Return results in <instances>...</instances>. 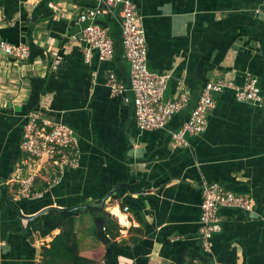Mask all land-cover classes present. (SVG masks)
<instances>
[{"label":"crops","instance_id":"1","mask_svg":"<svg viewBox=\"0 0 264 264\" xmlns=\"http://www.w3.org/2000/svg\"><path fill=\"white\" fill-rule=\"evenodd\" d=\"M130 1L141 17L148 69L169 77L165 97L189 96L164 130L140 131L132 105L110 95L111 74L126 85L129 79L116 11L101 20L113 40L112 59L91 51L86 61L84 44L72 37L78 16L96 0H0V40L30 51L24 62L0 55V185L27 218L0 190V264H40L42 247L60 232V211L44 210L98 206L114 188L103 209L120 228L111 251L96 239L97 215L70 213L80 253L99 264H206L212 257L264 264V104L224 92L202 134L187 146L170 138L208 82L227 78L241 86L250 74L264 97V0ZM33 111L73 129L80 159L45 191L36 178L33 191L42 197L28 199L18 197L11 180ZM210 183L249 195L253 211L221 209V231L205 255L198 227L202 186Z\"/></svg>","mask_w":264,"mask_h":264},{"label":"built area","instance_id":"2","mask_svg":"<svg viewBox=\"0 0 264 264\" xmlns=\"http://www.w3.org/2000/svg\"><path fill=\"white\" fill-rule=\"evenodd\" d=\"M96 1L95 7L78 16L80 30L72 40L84 44L86 61L91 51H96L102 60L110 61L114 53L113 40L108 29L97 22L103 20L110 11H116L120 22L121 45L129 64V79L126 85L111 74L106 82L110 95L121 96L125 103L132 105L135 123L140 131L164 130L172 118L187 107L189 96L182 92L173 98H166L168 75L148 69L145 33L135 5L130 0ZM0 55L24 62L28 60L30 51L26 44L0 40ZM224 92H232L237 102L256 106L264 104L258 79L250 74L244 76L241 86L227 78L208 82L203 86L187 119L176 131L170 132L171 141L175 145L187 146L189 138L202 134L207 126L208 111L214 108L216 97ZM20 151L21 158L11 180L18 185L17 194L20 198L42 197V191H33L36 178H42L47 186L45 191L57 185L65 171L74 170L79 165V143L73 129L36 111L26 115ZM24 173L28 175L24 176ZM201 193L198 239L202 252L210 255L212 239L221 231L220 210L228 208L249 214L253 211V201L249 195L232 192L218 183L203 185ZM206 264L220 263L212 257Z\"/></svg>","mask_w":264,"mask_h":264},{"label":"trees","instance_id":"3","mask_svg":"<svg viewBox=\"0 0 264 264\" xmlns=\"http://www.w3.org/2000/svg\"><path fill=\"white\" fill-rule=\"evenodd\" d=\"M38 184L40 185V190H43L44 188L47 187L45 183L38 181ZM116 212L117 211L115 210V214ZM56 214H57L56 217L58 222V229L60 230V232L53 237L52 241L49 242L48 246L42 247V255H41L42 260L40 264H99V262L96 259L82 255L80 253L76 238V233L74 229L75 226L74 216L70 213L59 212ZM90 214L94 216L97 215V217L99 218L102 217L109 220L110 226L105 228V233L106 235H108V237L112 242L110 244V247L107 248V251H111V249L116 248L117 244L116 242L113 241H115V239L120 234L119 233L120 228L116 223V221L107 212H103V211L90 212ZM118 247L120 246L118 245ZM107 258L109 259V257L105 255L104 259L106 260Z\"/></svg>","mask_w":264,"mask_h":264},{"label":"water","instance_id":"4","mask_svg":"<svg viewBox=\"0 0 264 264\" xmlns=\"http://www.w3.org/2000/svg\"><path fill=\"white\" fill-rule=\"evenodd\" d=\"M97 24L104 26V22H102V21H98ZM0 190H1V195H2L4 202L9 207H11L13 210H15L18 213L19 217L25 218L19 213L18 210L13 208L11 206V204L8 202L4 186L0 185ZM115 191H116V188H114L110 193H108L106 196H104V198L101 200V202L98 206L79 205V206H75V207L68 208V209L53 207V208H48V209L44 210V212H46L48 210H53V211H60L62 213H72L73 215L85 214L87 212H101V211H103L106 202L115 193ZM25 219H27V218H25ZM109 226H110V222L106 218H102V217L99 218L98 217L94 220V233H95L96 239L98 240V242H100L105 247H108L110 245V239L108 238V236L105 233V228L109 227Z\"/></svg>","mask_w":264,"mask_h":264}]
</instances>
